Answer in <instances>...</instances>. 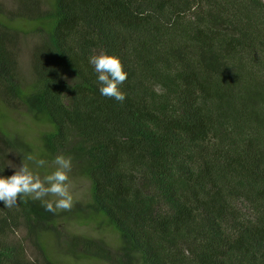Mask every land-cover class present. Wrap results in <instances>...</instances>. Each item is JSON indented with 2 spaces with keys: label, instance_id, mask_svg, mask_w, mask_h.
<instances>
[{
  "label": "trees",
  "instance_id": "trees-1",
  "mask_svg": "<svg viewBox=\"0 0 264 264\" xmlns=\"http://www.w3.org/2000/svg\"><path fill=\"white\" fill-rule=\"evenodd\" d=\"M13 1L14 10L0 7V136L13 152H0V176L32 155L45 165L24 162L43 178L56 156L71 157L74 203L53 214L30 197L0 202V264H37L21 229L48 264H264V154L251 128L218 105L221 93L163 46L264 63V0ZM30 38L31 76L21 81L19 46ZM101 52L127 72L122 103L99 92L89 57ZM243 84L264 120V87ZM124 156L169 170L161 184L176 221L156 240L144 234L148 200L130 196L119 174Z\"/></svg>",
  "mask_w": 264,
  "mask_h": 264
},
{
  "label": "rangeland",
  "instance_id": "rangeland-1",
  "mask_svg": "<svg viewBox=\"0 0 264 264\" xmlns=\"http://www.w3.org/2000/svg\"><path fill=\"white\" fill-rule=\"evenodd\" d=\"M0 7L10 11L15 9L16 4L13 0H0ZM163 46L171 60L193 69L201 84L221 93L218 105L228 115L239 117L251 128L255 147L264 154V120L255 112L251 94L243 84V80L248 78L264 87V63L240 54H218L197 44L183 45L166 40ZM33 47L34 41L31 38L19 46L17 73L21 81H27L31 76ZM7 146L0 136V152L5 159L13 156L12 150ZM73 146L74 143L70 148H74ZM118 170L126 183L128 194L148 200L144 234L146 238L156 240L173 227L176 221V213L161 184L169 183V170L155 169L142 159L125 156L120 159ZM222 175L238 190L247 194L248 190L241 178L226 169ZM260 214L264 222V206L260 208ZM18 236L23 240L27 255L33 261L48 264L30 233L21 229Z\"/></svg>",
  "mask_w": 264,
  "mask_h": 264
},
{
  "label": "clouds",
  "instance_id": "clouds-1",
  "mask_svg": "<svg viewBox=\"0 0 264 264\" xmlns=\"http://www.w3.org/2000/svg\"><path fill=\"white\" fill-rule=\"evenodd\" d=\"M89 63L98 74L100 94L122 103L126 93L120 90V85L126 81L127 72L124 71L120 59L101 52L90 56ZM25 160L34 162L38 167L46 163L43 159L28 155L23 157V165L15 171V174L8 177L0 176V202H3L6 208H13L18 205V200L23 201L25 197H30L33 200H41L45 210L53 214L70 211L74 203L69 179L72 168L71 157L56 156L53 161L56 165L55 170L43 178L34 173L24 162ZM48 196L56 199L45 201L44 198Z\"/></svg>",
  "mask_w": 264,
  "mask_h": 264
}]
</instances>
